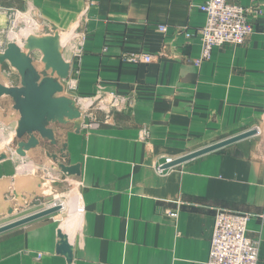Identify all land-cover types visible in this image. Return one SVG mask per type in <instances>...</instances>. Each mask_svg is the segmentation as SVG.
Returning a JSON list of instances; mask_svg holds the SVG:
<instances>
[{
	"label": "crops",
	"instance_id": "1",
	"mask_svg": "<svg viewBox=\"0 0 264 264\" xmlns=\"http://www.w3.org/2000/svg\"><path fill=\"white\" fill-rule=\"evenodd\" d=\"M208 1L0 0L1 56L10 45L27 55L32 37L58 48L80 27L88 37L74 63L77 97L116 92L132 102L100 129L66 136L82 193L75 225L65 227L73 264H207L219 210L251 216L248 235L259 242L264 264V0H230L261 11L255 32L242 45L214 48L198 67V32L207 22L199 6ZM132 53L156 59H123ZM0 82L22 85L7 60L0 63ZM12 113L20 118L13 99L1 96L0 118ZM19 118L0 126L16 132ZM251 130L252 137L163 167ZM16 164L13 156L0 162V183L22 175ZM59 230L60 220L52 219L1 234L0 264H69L58 253Z\"/></svg>",
	"mask_w": 264,
	"mask_h": 264
},
{
	"label": "rangeland",
	"instance_id": "2",
	"mask_svg": "<svg viewBox=\"0 0 264 264\" xmlns=\"http://www.w3.org/2000/svg\"><path fill=\"white\" fill-rule=\"evenodd\" d=\"M32 25V28H35V24ZM32 31L29 29L27 33H34ZM87 37L88 33L79 27L69 36L63 37L65 39L63 45L60 44L61 40L59 41L61 45V48H58L60 96L56 104L57 107H53V113L56 116L52 119H46L47 116L42 117V113H39L34 118L36 123L34 129H38L39 132L35 131L31 134L32 137H38L40 144L37 147L40 149H34L32 155H27L25 159L24 157L19 159L20 157L16 154L19 140L15 137L18 132L12 128H5L4 125L0 126V145L4 146L9 153L13 151L16 165L22 173L21 176L27 178V181L18 179V177V181L14 179V181L9 180L6 183H0V227L53 207L60 208L59 212L41 220L48 222L52 219L60 220L63 232L67 236L68 229L65 227L68 225L74 227L75 225L82 205L79 182L70 177V174L67 177L62 171L51 168L48 159H54L55 162L62 161L64 155L60 142L69 131L74 130L81 123H83L82 127L86 124L99 123L103 125L108 121L107 117L113 118V116H107L105 108L99 104V101L92 105L83 101L80 102L75 91L70 89L68 83L70 75L64 79L66 66H70L71 72L75 71L74 63L81 58ZM12 42L19 43L20 36H14ZM30 60L33 71L40 75L38 76L40 77L39 80L43 83L45 77L42 68L46 65L44 52H35ZM72 64L74 68H72ZM36 104L41 108V102ZM57 108L59 112L64 110L63 114L60 112V115H57L55 112ZM14 128H18V126H14ZM42 135L44 138L41 137ZM26 140H29V136ZM53 140L56 141V146ZM42 148L46 150H42ZM36 175H40V178Z\"/></svg>",
	"mask_w": 264,
	"mask_h": 264
},
{
	"label": "water",
	"instance_id": "3",
	"mask_svg": "<svg viewBox=\"0 0 264 264\" xmlns=\"http://www.w3.org/2000/svg\"><path fill=\"white\" fill-rule=\"evenodd\" d=\"M59 44V43H58ZM49 41L38 38H30L28 43V48H26L29 52L27 55H23L20 53L18 48H15L14 45H10L7 49L5 55H0V63L5 60L9 61L13 67H15L22 78V85L19 88H9L0 82V97L7 95L13 99L14 102V110L17 114L20 115V118L14 116V114L1 116L0 120L7 124L13 122L14 120H18L19 124L17 128V139L19 140L17 144L16 154L21 158L27 157V155H32L33 150L40 149L38 137H32L31 134L35 131L39 132L38 129H34L35 119L39 113H42V117H46V119H52L56 114L53 112V107H57V102L59 100V92H60V81H59V56H58V48H61V45H58V48H49ZM44 52V61L46 65L42 68L44 73V82H40V75L37 72L33 71L31 65V56L37 52ZM29 69V72H28ZM51 72V73H50ZM70 74V66L65 67V75L64 79H67ZM39 80V81H38ZM54 101V102H53ZM37 102H41V108L37 106ZM43 102H45L43 104ZM64 110L60 112L63 114ZM57 115H60L59 109L56 111ZM82 124L77 126L74 131L81 132ZM33 127V128H32ZM256 134L254 130L244 132L233 137L222 140L216 144L208 146L206 148L197 150L195 152L186 154L176 160H173L163 167L164 169L172 168L175 166L182 165L185 162L191 161L198 157L204 156L208 153L214 152L216 150L222 149L226 146L232 145L234 143L240 142L244 139L252 137ZM27 136H29V140H26ZM66 136L65 135L60 142L62 145V152L64 158L62 161L55 162L54 159L49 160L48 164L51 165V168L55 170L62 171L67 177H73L76 181V174L74 169L69 166L68 163V154L66 151ZM43 137V135L41 136ZM44 138V137H43ZM54 145L56 146V141L53 140ZM42 150H46L42 148ZM12 158V154L7 151V149L0 145V162L10 160ZM40 178V175H36ZM19 177V178H18ZM24 179L27 181V178L24 176H16V179ZM17 179V181H18ZM70 179V178H69ZM7 182V181H6ZM5 182V183H6ZM60 208L53 207L48 208L33 215L27 216L10 224L4 225L0 227V235L11 230L26 226L33 222L39 221L41 219L51 217L53 214L59 212ZM58 253L62 256H65L69 262V264L74 263V254H73V246L68 241V236L64 234L62 230H59L58 234Z\"/></svg>",
	"mask_w": 264,
	"mask_h": 264
},
{
	"label": "built area",
	"instance_id": "4",
	"mask_svg": "<svg viewBox=\"0 0 264 264\" xmlns=\"http://www.w3.org/2000/svg\"><path fill=\"white\" fill-rule=\"evenodd\" d=\"M199 10L207 14V22L205 27L198 32V37L202 42L201 55L194 61L198 67L211 59L214 48L225 45H242L255 32V13H257V17L261 15V11L257 12L253 7L247 8L232 3L230 0H209L199 6ZM13 22L15 19L12 24ZM159 30L165 32L167 28L159 26ZM123 59L132 63L150 64L155 61L156 57L150 54L132 53L124 54ZM79 76L80 69L76 67L68 82L73 91H76ZM78 99L80 102L88 103V105L99 101V104L105 108L107 116L125 112L132 104L128 96L116 92H99L94 98L78 97ZM110 118L112 117H107L108 120ZM101 125L99 123L86 124L83 129L89 133L100 129ZM148 138L149 130L147 128L142 129L140 139L146 142ZM11 152L13 156V151ZM162 166L161 164L159 167L160 172H163ZM172 216L176 217L177 215L172 214ZM250 218L251 216L246 213L227 210L217 211L210 259L207 264H259V242L251 239L248 235ZM261 218L264 220V214L261 215Z\"/></svg>",
	"mask_w": 264,
	"mask_h": 264
}]
</instances>
